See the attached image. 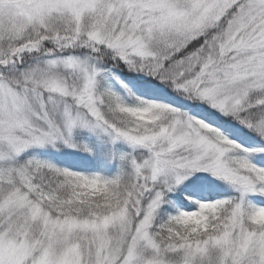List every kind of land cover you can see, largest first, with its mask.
<instances>
[{"label": "rangeland", "instance_id": "1", "mask_svg": "<svg viewBox=\"0 0 264 264\" xmlns=\"http://www.w3.org/2000/svg\"><path fill=\"white\" fill-rule=\"evenodd\" d=\"M240 1L0 0V264H165L145 257V251H162L151 226L165 190L211 173L247 181L228 165L229 155L245 151L195 126L187 113L176 110L158 128L152 121L155 132L127 131L105 123L96 96L100 76L109 72L103 55H114L140 80L186 75L175 85L185 93L181 97L195 95L218 116L249 109L256 114L246 120L249 130L264 141V0ZM233 7L220 35L204 39L188 58L166 64L172 52L219 25ZM78 133L99 149L124 145L130 153L144 151V158L134 160L149 196L144 210L122 209L93 221L62 218L59 205L56 218L45 210L53 190L44 184L41 162L25 154L61 143L66 155L79 156ZM80 179L90 189L99 184ZM242 212L239 202L223 228H215L202 246L196 242V251L218 246L246 264L256 251L264 264V244L256 248L262 233L249 232ZM191 227L185 235L194 237L198 230Z\"/></svg>", "mask_w": 264, "mask_h": 264}, {"label": "trees", "instance_id": "2", "mask_svg": "<svg viewBox=\"0 0 264 264\" xmlns=\"http://www.w3.org/2000/svg\"><path fill=\"white\" fill-rule=\"evenodd\" d=\"M224 26L223 22L218 25L219 29ZM200 46L202 39L194 40L170 54L166 64H175L182 57L196 52ZM103 56L102 64L109 72L101 75L96 96L104 121L110 127L133 132L137 130L139 133L155 132L156 128L149 123L155 121L157 128L163 126L176 110H181L188 114L195 126L206 131L214 130L245 151L242 156H228V165L247 179L245 183L228 181L223 176L211 173L186 178L165 190L154 211L151 226V234L162 251H147V257L155 256L156 260L165 264H221L225 251H218L215 246H208V251H196V242L202 246L215 228H222L239 202L243 203L242 218L246 228L256 235L262 233L256 248L264 244V141L258 138L261 136L256 131L249 130L246 123V120H254L256 114L248 109L239 116H218L202 108L195 97L183 99L181 95L184 93L175 88L180 82L179 78L170 75L169 78L161 76L155 81L140 80L131 77L133 75L126 64L115 59L114 55ZM75 141L76 144L80 143L79 156L66 155L61 143L55 146L56 149L49 147L46 152L25 154L26 158L35 157L41 162L39 166L44 184L47 189L53 190L51 199L43 203L45 210L57 216L59 205L62 216L97 219L111 216L122 209L139 214V208H146L149 196L144 192L141 176L134 164V160L145 157L143 150L130 153L124 145L99 149L94 140L79 133ZM104 159H113L114 162L106 167L102 164ZM65 169L74 174L67 175ZM82 174L100 185H94L92 189L86 187L80 179ZM237 185L246 190L244 195ZM141 189L145 194L142 201L138 198ZM189 227H196V236L185 235ZM247 262L243 260L238 263L229 256L225 260V264ZM249 264H262L261 256L256 251L250 252Z\"/></svg>", "mask_w": 264, "mask_h": 264}]
</instances>
